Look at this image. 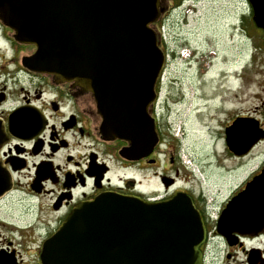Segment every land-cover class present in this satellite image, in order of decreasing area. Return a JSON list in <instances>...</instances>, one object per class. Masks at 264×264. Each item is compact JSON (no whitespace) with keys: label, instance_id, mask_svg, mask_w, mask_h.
<instances>
[{"label":"flooded vegetation","instance_id":"flooded-vegetation-1","mask_svg":"<svg viewBox=\"0 0 264 264\" xmlns=\"http://www.w3.org/2000/svg\"><path fill=\"white\" fill-rule=\"evenodd\" d=\"M199 2L159 0L160 16L152 26L166 62L148 107L158 142L149 155L139 158L121 154L129 141L105 138L103 115L92 92L25 63L37 46L18 41L15 30L4 24L0 9V264H44V241L83 201L104 193L158 201L178 192L192 197L203 218L202 264H264V184L247 190L264 169V154L254 168L248 167L264 138L239 155L230 149L226 134L237 120L250 124L253 132L264 129V97L261 102L259 97L244 99L242 85L227 83L218 85V92L213 86L207 90L209 69L200 64L196 48L186 59L195 68L189 96L177 77L166 79L169 60L177 59L187 44L177 38L175 45L168 46L162 31L186 25L189 16L201 9ZM232 4V19L227 24L232 37L237 35L241 45L247 34L254 45L264 46V29L254 20L250 0H233ZM242 69L226 80L236 82ZM227 94L229 99H222ZM187 104L200 122L212 114L211 105L219 104L223 150L240 160L237 169L220 173L240 174L239 181L226 183L221 201L217 194L209 197L205 192V170L198 167L189 173L183 160L180 132L185 135L186 128L183 124L176 131L175 124Z\"/></svg>","mask_w":264,"mask_h":264},{"label":"water","instance_id":"water-1","mask_svg":"<svg viewBox=\"0 0 264 264\" xmlns=\"http://www.w3.org/2000/svg\"><path fill=\"white\" fill-rule=\"evenodd\" d=\"M250 2L257 26L264 29V0ZM0 9L17 40L37 45L35 54L24 59L31 69L75 82L95 95L105 138L130 142L123 156L139 158L153 151L158 136L148 107L165 63L151 26L160 16L159 0H0ZM226 134L230 149L241 155L264 138V129L253 132L250 124L237 120ZM260 184L264 169L247 190ZM205 238L201 213L184 192L159 201L104 193L73 209L44 241L42 260L202 264Z\"/></svg>","mask_w":264,"mask_h":264},{"label":"rangeland","instance_id":"rangeland-1","mask_svg":"<svg viewBox=\"0 0 264 264\" xmlns=\"http://www.w3.org/2000/svg\"><path fill=\"white\" fill-rule=\"evenodd\" d=\"M232 3L233 0H200L201 9L196 14H192V17L189 16L191 19L186 25L178 27L172 25L169 29L165 28L162 31L168 46L175 45L177 38H181L180 41L187 44L186 49L183 50L184 55L178 54L177 59H173L172 56L166 66L167 70L170 71L166 79L171 80L172 77H177L181 85L180 83L177 84L184 87L187 97L195 85L193 84L194 74L192 71L195 68H190L186 59L188 53L192 52L194 48L197 49V54L201 59L200 64L203 68L209 69L207 90L213 86L218 92V85L227 83L242 85L244 99L259 97L261 102L264 97V46L254 45L252 39L248 40L247 34L243 37L241 45L237 35L232 37L233 31L227 25L232 19ZM241 66L243 68L242 74H236L238 77L236 82L230 79L226 80L229 75L235 76V71H239ZM229 96L230 94L222 96V99L225 97L228 100ZM252 102L256 103L254 100ZM218 105H211L210 112L212 114L200 122L195 117V113L190 111V105L187 104L179 114L175 130L178 131L183 124L186 128L185 135L180 132V137L181 153L186 162L187 170L190 173V170L197 172L198 167L204 169L203 176L205 179L202 183L205 192L209 197L217 194L219 201H221V198L226 194L224 191L226 183L239 181L240 174L235 177L234 175L220 176V173L223 170L237 169L236 166L240 160L229 157L223 150L221 140L223 116L220 113L221 110H217ZM263 154L264 142L254 150V154L251 155L252 161L248 163V167L254 168ZM185 181L188 183L190 181L187 175Z\"/></svg>","mask_w":264,"mask_h":264}]
</instances>
